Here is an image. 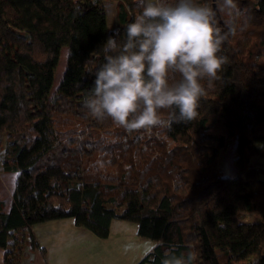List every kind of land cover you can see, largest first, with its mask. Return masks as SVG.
<instances>
[{"label":"trees","instance_id":"obj_1","mask_svg":"<svg viewBox=\"0 0 264 264\" xmlns=\"http://www.w3.org/2000/svg\"><path fill=\"white\" fill-rule=\"evenodd\" d=\"M113 2L122 29L135 0H0V174H17L9 213L0 201L5 264H21L26 244L45 255L34 229L66 219L101 239L114 220L137 224L155 243L137 264L189 253L191 264H264V0H236L234 20L219 13L225 62L201 81L193 120L131 131L82 106ZM232 145L234 177L220 162Z\"/></svg>","mask_w":264,"mask_h":264},{"label":"clouds","instance_id":"obj_2","mask_svg":"<svg viewBox=\"0 0 264 264\" xmlns=\"http://www.w3.org/2000/svg\"><path fill=\"white\" fill-rule=\"evenodd\" d=\"M135 7L131 20L100 45L83 108L130 131L193 120L205 92L201 81L215 78L225 62L218 53L226 33L217 16H240L236 0H135ZM229 31H235L231 21ZM162 110H169L167 119ZM191 261L189 253L163 264Z\"/></svg>","mask_w":264,"mask_h":264},{"label":"crops","instance_id":"obj_3","mask_svg":"<svg viewBox=\"0 0 264 264\" xmlns=\"http://www.w3.org/2000/svg\"><path fill=\"white\" fill-rule=\"evenodd\" d=\"M6 175L5 180L10 183V191L13 193L17 181V174ZM1 187V174H0ZM11 193V194H12ZM13 195V194H12ZM11 195V196H12ZM0 201L3 199L0 198ZM4 202V201H3ZM5 203V202H4ZM12 203V197H11ZM11 203H5V213H9ZM119 225V224H115ZM114 221L110 227L109 237L101 239L90 231L76 226L73 219L53 221L37 226L34 235L46 254L40 250L30 251L28 245L24 247L21 264H105L108 257L116 256L120 261L123 253H126V236L123 233H115ZM139 236V235H138ZM139 255L133 264L141 260ZM126 264L127 259H123ZM0 264H5V250L0 248Z\"/></svg>","mask_w":264,"mask_h":264},{"label":"rangeland","instance_id":"obj_4","mask_svg":"<svg viewBox=\"0 0 264 264\" xmlns=\"http://www.w3.org/2000/svg\"><path fill=\"white\" fill-rule=\"evenodd\" d=\"M107 12H108V23L109 30L115 29V3H107ZM67 56L68 50L63 49L61 51V58L58 65V70L56 73L55 83L52 90L51 98L56 95L57 88L59 83L62 80L63 74L65 73L67 67ZM235 146H230L227 150L221 151L220 153V162H221V170L227 175L234 177L236 175V168L233 164ZM253 163H257V160ZM15 177L13 174L12 179ZM6 175L1 174V187H0V198L3 199L7 205L11 203V195L13 194L10 191V183L5 180ZM12 193V194H11ZM238 220L242 223H259L262 222V218L255 213H245L239 216ZM119 224V225H115ZM113 229L116 235L117 233H123L126 236V253H123L121 260L119 261L116 256L108 257L105 261V264H124L123 259L126 260V264H133L134 260L139 256L143 255L141 260L148 255L153 249L155 243L148 239H143L138 236V226L135 223L123 221V220H114ZM140 260V261H141ZM138 263V262H137ZM136 263V264H137Z\"/></svg>","mask_w":264,"mask_h":264},{"label":"water","instance_id":"obj_5","mask_svg":"<svg viewBox=\"0 0 264 264\" xmlns=\"http://www.w3.org/2000/svg\"><path fill=\"white\" fill-rule=\"evenodd\" d=\"M217 17H220V14H218V16Z\"/></svg>","mask_w":264,"mask_h":264}]
</instances>
